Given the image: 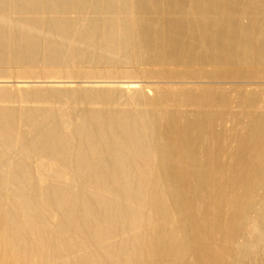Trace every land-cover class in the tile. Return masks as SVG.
<instances>
[{"label":"bare ground","instance_id":"bare-ground-1","mask_svg":"<svg viewBox=\"0 0 264 264\" xmlns=\"http://www.w3.org/2000/svg\"><path fill=\"white\" fill-rule=\"evenodd\" d=\"M0 264H264V0H0Z\"/></svg>","mask_w":264,"mask_h":264}]
</instances>
